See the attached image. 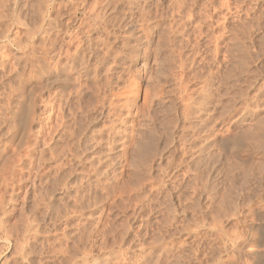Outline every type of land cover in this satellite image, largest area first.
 <instances>
[{"label":"rangeland","instance_id":"1","mask_svg":"<svg viewBox=\"0 0 264 264\" xmlns=\"http://www.w3.org/2000/svg\"><path fill=\"white\" fill-rule=\"evenodd\" d=\"M5 152L0 264L240 262L264 225V0H0Z\"/></svg>","mask_w":264,"mask_h":264},{"label":"bare ground","instance_id":"2","mask_svg":"<svg viewBox=\"0 0 264 264\" xmlns=\"http://www.w3.org/2000/svg\"><path fill=\"white\" fill-rule=\"evenodd\" d=\"M32 66V65H31ZM33 69L38 70V72L46 73V81L52 80L54 78H58L57 84L59 83V91L65 92L70 84V78L68 74L61 72H51L48 71L46 66L33 65ZM54 81V80H53ZM56 81V80H55ZM34 114V98L31 91L25 93L22 101H18L14 111L12 112V120L19 122L18 129L13 132L8 137V142L11 143L13 147L16 149L20 148V145L25 141L27 131L31 126V119ZM7 152L0 154V163L6 159ZM262 190V189H261ZM264 198V189L262 191V195ZM259 216V215H255ZM260 227H263L260 231ZM254 234L250 238L249 241H241L238 244L236 249L237 256L241 260L236 264H264V225L257 226Z\"/></svg>","mask_w":264,"mask_h":264}]
</instances>
